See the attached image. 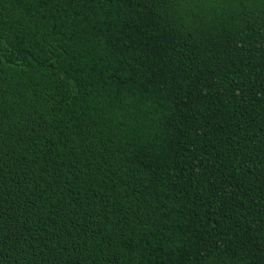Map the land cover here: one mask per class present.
<instances>
[{"label": "trees", "instance_id": "16d2710c", "mask_svg": "<svg viewBox=\"0 0 264 264\" xmlns=\"http://www.w3.org/2000/svg\"><path fill=\"white\" fill-rule=\"evenodd\" d=\"M0 264H264V0H0Z\"/></svg>", "mask_w": 264, "mask_h": 264}]
</instances>
